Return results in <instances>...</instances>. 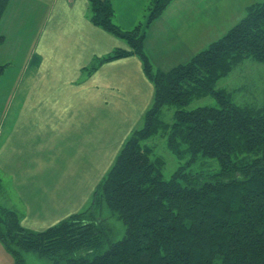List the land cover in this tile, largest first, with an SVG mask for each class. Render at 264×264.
Here are the masks:
<instances>
[{"label": "trees", "instance_id": "1", "mask_svg": "<svg viewBox=\"0 0 264 264\" xmlns=\"http://www.w3.org/2000/svg\"><path fill=\"white\" fill-rule=\"evenodd\" d=\"M173 1L152 0L145 24L125 30L116 21L112 0H88L93 26L127 48L96 58L85 75L137 57L154 88L153 102L142 128L127 138L96 186L89 209L35 233L0 206V242L16 264H24L19 249L51 264H264V108L239 106L231 92L215 89L247 60L264 64V3L250 6L243 20L207 49L164 72L146 54L145 40ZM8 5L9 0H0V21ZM6 69L0 67V78ZM205 97L215 99L219 108L187 109ZM167 108L175 109L173 124L163 120ZM158 136L166 138L178 159L217 160L220 173L201 182L180 168L164 180L165 162L146 144ZM98 203L123 221L122 241L110 239L104 220L94 213Z\"/></svg>", "mask_w": 264, "mask_h": 264}, {"label": "crops", "instance_id": "2", "mask_svg": "<svg viewBox=\"0 0 264 264\" xmlns=\"http://www.w3.org/2000/svg\"><path fill=\"white\" fill-rule=\"evenodd\" d=\"M27 1L26 17L31 22L39 20L41 31L30 59L22 69L19 67V75H11L17 82L9 97L11 104L22 103L31 112L20 115L22 110H11L0 119V169L5 174H16L13 165L20 152L29 161L21 175L33 173L30 183L35 186L34 175L48 165L42 155L46 150L63 152L76 143L81 150L92 151L94 146L110 143L109 150L112 140L108 137L113 130L125 134L119 138V146H123L140 127L144 112L153 102L154 88L145 78L137 57L105 64L91 76L85 75V69L96 58L127 48L119 39L93 26L87 16L88 0ZM149 1L112 0L117 23L125 30L141 25L142 18L148 17L141 15V10ZM11 3L14 4L9 0L5 14L15 12L11 11ZM259 3L264 0H174L148 28L145 52L157 69L167 72L221 39L243 20L250 6ZM84 15L85 23H80ZM33 29L10 27L18 35ZM65 30L67 43L63 42ZM1 37L4 41L0 45L6 42V36ZM66 163L72 165L71 161ZM69 181L68 192L77 194L81 180ZM95 183L83 197L93 196ZM65 185L63 178L61 188L55 190L58 195L43 191L42 187L38 190L59 199L60 194L67 192ZM71 215H59L57 220Z\"/></svg>", "mask_w": 264, "mask_h": 264}, {"label": "rangeland", "instance_id": "3", "mask_svg": "<svg viewBox=\"0 0 264 264\" xmlns=\"http://www.w3.org/2000/svg\"><path fill=\"white\" fill-rule=\"evenodd\" d=\"M12 1L14 4L11 3V6L13 7L11 8V11L15 12H7L0 25V36L2 34L6 36L5 44L0 45V67L7 66L5 74L0 78V87L7 89L6 91L0 89V119L4 114L9 113L11 110H22L20 115L31 112L30 109H25V105L22 103L11 104V98L9 97L10 90L13 89L17 82L15 78L11 77V75L13 73L19 75V67L22 69L24 64L30 59L32 48L34 49L36 47V41L40 35L42 24L39 20L31 22L29 16L26 17L25 13L28 9L27 0ZM151 4L152 0L147 2L145 10H141V15L144 13L147 16L149 15V7ZM90 14L89 7L87 14L89 18ZM39 17L42 18L41 15H39ZM85 20L86 17L84 15L83 20L80 23H85ZM146 20L147 17H143L141 21L142 24H145ZM76 24L77 23L75 22V25ZM11 26L18 29H28L29 27H33L34 29L32 32L28 31L22 35H18L10 31ZM65 31L66 33H63L65 37L63 42L67 43L68 31ZM22 74L23 72H21V75ZM215 89H225L226 91L231 92L232 100L239 106L264 108V64L247 60L244 64L239 65L233 70L227 77L220 79ZM39 106L40 105L38 104V107ZM201 107L219 108L215 99L212 97H205L195 100L187 109L190 110ZM174 113V108L165 109L163 113L164 122L167 124H173ZM142 126L143 121L140 127H137L136 129H140ZM124 136L125 134L122 131L119 134L117 130H113V135L108 137V139L112 140V147H110L109 150H107V148L110 143L97 145L96 147L94 146L92 151L81 150L79 148L80 146L76 143L71 144V148L63 152L52 153V151L46 150L42 155L48 160V165L46 168H43L37 176L34 175L33 181L35 182V186L30 183L31 174L33 173L27 171L25 176L21 175L25 172L24 167L29 161L25 155H20V152H18L13 165V167H15L14 169H17L16 174H5L0 169V206L16 213L19 218L20 226L24 230L35 233L57 226L70 218V216H64L57 220L59 215H71L74 214L76 210H82L80 213L86 211L92 204L93 196L91 195V198L83 196L91 190V185L93 183L96 182L95 184L98 185L108 173L110 167L114 164L115 157L122 147L119 146V138L121 137L122 139ZM126 138L127 137H125L124 140H126ZM101 142L103 141H100L99 143ZM146 144L152 147L153 156L155 158L157 157L164 160V180H169L180 168H184L187 174L200 176L201 182L209 181L212 177H215L220 173V165L215 159L197 157L194 162H191L192 158L190 155L183 159H178L169 151L167 140L163 136L152 138L147 141ZM65 161H71L72 165ZM5 171L8 170L5 168ZM63 178H66L65 188L67 189V192L60 194L59 199L52 198L47 194L39 192L40 190H38V187H42L43 191L47 190L50 194L56 193V195H58L55 190L61 188ZM69 179H73V181L81 180V190H78V193L75 195L68 192L71 185ZM78 201H80L79 205H77ZM81 204L82 207H79ZM88 212L91 213L93 210L90 209ZM97 212L98 217L104 220V225L110 230V239L112 242L115 243L122 241L126 235V227L123 221L116 214H112L105 203L101 205L99 203L96 204L94 213L96 214ZM41 220H43V222ZM108 247L109 246L104 247L101 252L104 253L108 250ZM19 252L21 253L20 257L23 259L24 264H51L49 259L41 257L37 253L25 252L20 249ZM0 264H16L15 256L10 253L1 242Z\"/></svg>", "mask_w": 264, "mask_h": 264}]
</instances>
